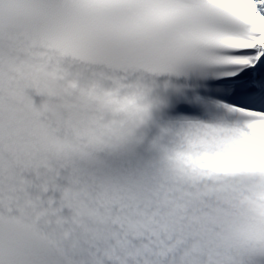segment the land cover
Returning a JSON list of instances; mask_svg holds the SVG:
<instances>
[{"label":"snow or ice","instance_id":"6c2138e0","mask_svg":"<svg viewBox=\"0 0 264 264\" xmlns=\"http://www.w3.org/2000/svg\"><path fill=\"white\" fill-rule=\"evenodd\" d=\"M0 264H264V0H0Z\"/></svg>","mask_w":264,"mask_h":264}]
</instances>
